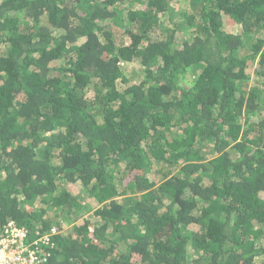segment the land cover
<instances>
[{
	"label": "trees",
	"instance_id": "16d2710c",
	"mask_svg": "<svg viewBox=\"0 0 264 264\" xmlns=\"http://www.w3.org/2000/svg\"><path fill=\"white\" fill-rule=\"evenodd\" d=\"M181 1L0 0V238L40 264H264V0Z\"/></svg>",
	"mask_w": 264,
	"mask_h": 264
},
{
	"label": "built area",
	"instance_id": "2783aa9c",
	"mask_svg": "<svg viewBox=\"0 0 264 264\" xmlns=\"http://www.w3.org/2000/svg\"><path fill=\"white\" fill-rule=\"evenodd\" d=\"M9 225L0 238V264H40L44 261L36 253L39 250L30 249L26 231ZM42 240L48 243L47 238L44 237Z\"/></svg>",
	"mask_w": 264,
	"mask_h": 264
},
{
	"label": "rangeland",
	"instance_id": "374dc122",
	"mask_svg": "<svg viewBox=\"0 0 264 264\" xmlns=\"http://www.w3.org/2000/svg\"><path fill=\"white\" fill-rule=\"evenodd\" d=\"M186 7H187V5H186V3L185 2H182L181 0H177V3H176V5H174V7H173V9H175V10H178V8H179V10H185L186 9ZM172 9V10H173ZM190 9H188V11H189ZM168 15H169V13L168 14H166L164 17H163V23L165 24V25H168ZM232 31H235V32H237L238 31V29H235V30H232ZM181 37H183V35H181L180 36V38ZM185 37H186V35H185ZM184 40V39H183ZM125 66V74H127V75H131V70H132V68L136 71V72H140V69L141 68H139L137 65H135V66H133V67H130V66H128V65H124ZM138 76V75H137ZM138 78H140V76H138ZM156 167H158V166H156ZM178 171V169L176 168V167H174V169H173V173H176ZM81 190H80V187L79 186H75V187H73V192L75 193V194H77V193H79ZM89 203V205H93V202H88ZM192 251V250H191ZM190 250H189V255L190 256H192V252H191ZM261 259H263V258H261ZM261 259L259 260V261H261Z\"/></svg>",
	"mask_w": 264,
	"mask_h": 264
}]
</instances>
